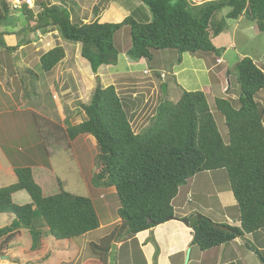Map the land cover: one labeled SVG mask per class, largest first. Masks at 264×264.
I'll list each match as a JSON object with an SVG mask.
<instances>
[{"label":"trees","instance_id":"trees-1","mask_svg":"<svg viewBox=\"0 0 264 264\" xmlns=\"http://www.w3.org/2000/svg\"><path fill=\"white\" fill-rule=\"evenodd\" d=\"M138 1L147 8L149 16L143 14L140 4L120 23L102 22L100 10L110 0H99L92 6L93 19L75 23L68 13L77 5L74 0H35L36 10L26 4L14 8L9 0H0V24L8 23L5 16L11 12H21L26 21L24 32L43 34L53 30L64 41L79 44L80 57L87 61L93 74L101 66L117 65L120 50L114 37L122 26L129 28L130 46L126 55L132 61H150L154 51L163 50L176 51L179 56L219 55L221 49L215 39L226 30L227 20L237 21L241 17L264 34V0ZM225 8L229 9L228 13L219 19L217 15ZM0 48L5 47L0 44ZM65 57V49L55 46L40 56V70L50 73ZM235 71L239 85L236 104L224 98L214 100L215 110L224 119L227 141L221 137L206 95L201 91H182L173 102L165 98V90L154 115L137 133L131 120L141 97L124 98L115 85L98 84L87 104H76L84 119L73 125L67 118L64 134L68 141L84 135L95 140L99 151L95 163L100 166V172L91 179V184L97 189L113 188L119 202L116 215L120 224L98 244H89L96 256L93 264H108L112 244L122 243V248L129 240L136 242L138 233L168 221L174 215L173 201L179 189L196 175L207 172H223L236 201L240 225L234 227L218 224L208 217H190L191 246L205 252L264 230V106L256 100L264 89V70L250 56H243L235 64ZM31 114L36 125L42 127L44 152L49 155L50 138L54 139L56 131L61 130ZM43 124L47 126L45 134ZM14 174L16 182L0 188V214L13 217L12 224L0 230V238L5 237L0 250L7 249L20 230L29 233L34 249L42 238L71 241L100 227L90 198L65 191L60 182L59 191L46 196L31 168H15ZM18 192H25L30 202L16 204L13 196ZM151 241L156 264L159 250L155 241ZM260 253L263 257L264 252Z\"/></svg>","mask_w":264,"mask_h":264},{"label":"rangeland","instance_id":"rangeland-1","mask_svg":"<svg viewBox=\"0 0 264 264\" xmlns=\"http://www.w3.org/2000/svg\"><path fill=\"white\" fill-rule=\"evenodd\" d=\"M42 1L49 2V0ZM74 1L77 3L76 7L73 11L68 10L73 22L77 23L81 19L84 21L93 19L90 2ZM110 1V5L115 9L120 7L127 13L128 6L126 4L122 6L124 0ZM128 1L133 3V8L141 4L138 0ZM9 3L14 4V0H9ZM141 5L143 14L149 16L147 8L143 4ZM108 7L107 4H103L99 19L102 22L120 23L123 17H117L116 11ZM36 9L37 7H34V10ZM103 11L106 12L102 13ZM228 11V8L223 9L217 17L224 19ZM13 15L14 13L11 12L9 16H5L6 21L8 23L13 21V24H0V34H5L0 35V44L5 47L0 48V188L16 182L15 168L29 167L44 195L56 194L59 191L58 182H60L65 191L90 198L103 226L72 241H57L50 236L42 238L40 245L36 244L34 249H31L33 239L29 233L20 230L12 239L10 246L0 250V264H93L92 261L96 260V256L91 252L90 243L87 242L93 241L91 243L98 244L102 238L109 235L120 224L116 215L119 202L113 188L97 189L91 184V179L100 172V166L95 163V156L99 153L95 140L84 135L74 141H68L64 134L67 118L73 125L84 119V114L76 104H87L98 84L102 87L115 85L118 92L124 94V98L134 100L137 96L141 97L136 113L131 120L132 128L137 133L147 125L148 120L154 115L159 99L164 97L163 90L162 93L160 92L163 81L156 75L165 73L167 74L164 80V85L167 87L165 98L168 101H175L183 90L203 92L218 131L223 140L227 141L224 119L215 110L214 100L216 98L232 100V96L238 98L239 85L235 64L241 57L250 56L257 66L264 70L261 61L264 55V34L257 32L255 25L246 20L242 19L240 22L227 20L226 30L214 41L216 46L221 49L219 55L184 53L179 56L176 51L163 50L154 51L150 61L129 59L132 61L130 63L127 61V57L120 52L116 66H105L100 69L123 75L114 81L105 73L103 79L99 77L97 79L96 74L89 72L78 61L79 44L64 41L53 30L43 34L24 32L23 29L26 27L24 17ZM16 18L18 19L15 20ZM26 41L30 43L17 47ZM114 42L120 51L129 48L130 37L127 26L120 28L114 37ZM55 46L65 49L66 58L50 73H44L40 70L39 58ZM10 48L16 49L12 51ZM217 57H221L224 64L219 66L215 72L208 74L207 66L215 65ZM87 66L91 71L89 64ZM29 70L37 75L38 80L29 74ZM146 70L150 73L145 76L144 71ZM162 70L164 72H161ZM218 70L221 71L220 76L215 74L219 72ZM126 72L130 74L127 75ZM172 73L177 74L174 77ZM34 80H37L35 85H33ZM217 80L219 83H215ZM208 86L209 88H207ZM224 87L230 88L229 94L224 93ZM262 96L264 97V91L257 94L256 100L263 103ZM232 101L235 104L237 102L236 99ZM31 112L39 115L43 120L57 125L61 130V132L55 130L57 133H55L54 139L50 138L51 145L47 148L49 155L44 152L45 146L40 133L42 127L36 125L31 118ZM40 123L42 124V121ZM46 128V124H43L44 134ZM204 174L206 173L198 176L199 180L204 183L202 184L203 191L199 192L200 188L193 187L190 182L188 186L179 189L181 191L178 192L176 198L179 203L187 197L186 193L188 192L203 193L202 196H199L202 197L198 199L199 201H202L207 194L214 197L212 189H215V185L212 181L207 183L209 175ZM213 175L220 178L217 181L213 177L218 183L219 190L226 188L224 191H229V184L223 172H216ZM13 200L20 205L30 202L25 192L16 193ZM206 203L209 206H215L211 199H207ZM198 216L216 220V215L214 216L212 213L201 212ZM12 222L11 215L0 214V230L8 227ZM4 238H0V242ZM117 246L121 248L122 243H118ZM128 247L129 243H126L116 252L117 262L123 261L126 257L123 264H131L128 260H131L132 253L125 251ZM194 250L198 252L197 248ZM77 254L79 257L75 258ZM186 259L188 260V256L184 263Z\"/></svg>","mask_w":264,"mask_h":264},{"label":"crops","instance_id":"crops-1","mask_svg":"<svg viewBox=\"0 0 264 264\" xmlns=\"http://www.w3.org/2000/svg\"><path fill=\"white\" fill-rule=\"evenodd\" d=\"M80 1L90 2L92 4L91 7L94 4H96V2H97V0H79V2ZM193 1L196 3H200V2L206 1V0H193ZM110 3H111V1L107 4V6H109L108 8L116 11L115 15L117 17L119 16V18L123 17L122 20L125 17H127L129 14H131L135 9V8H133V5H132L133 3L128 1V0H124L122 2V6H125V4L128 6L127 7L128 8L127 13L122 11L120 7L119 8L117 7L115 9L112 5H110ZM137 7L138 6H136V8ZM105 12L103 11L102 13H105ZM15 15L17 17H20L21 12H15L14 11L13 16H15ZM138 17H141V16H138ZM242 19L245 20L244 18L241 17L237 20V22L242 21ZM89 20H91V18ZM89 20L84 21L83 19H81V21H84V22H87ZM255 29H257L256 26H255ZM126 50H123L120 52L127 57ZM121 53H119V55ZM78 56H79L78 61L81 62L83 64V66H85L87 68V70L92 73V71H90L88 69L87 61L83 60L80 57V48L78 50ZM118 59H119V57H118ZM217 60H219V62H217ZM127 61L130 63L132 62V61H129L128 57H127ZM261 61H262V64L264 65V63H263L264 62V55H263ZM222 64H224V61L222 60V58L217 57L215 59V65L207 66L206 72L208 74L210 72H215L216 69L219 66H221ZM104 67L105 66H101L98 69V71L96 73V77L103 79V75L105 73V74H108L115 81L120 76H123L121 74H118L117 72L100 70V69H103ZM161 72H164V71L162 70ZM126 73H127V75L130 74L129 72H126ZM220 73H221V71L216 72L215 74L220 76ZM160 74H164V78L161 79ZM176 74L177 73H172V75L174 77ZM156 77L158 79H160L161 81H163V84H164V80L166 79L167 74L159 73V75H156ZM216 82L219 83L218 80L215 81V83ZM207 88H209V86ZM226 89H227V87H224V93L225 94H226ZM165 90L167 91V87H165ZM183 91H185V90H183ZM262 91H264V89ZM229 92H230V90H228L227 93L229 94ZM137 98H138V96H137ZM178 99H175V101H173V102H176ZM231 99L235 100L237 98L232 96ZM262 99H263V103H261V102L260 103L264 106V97L263 96H262ZM263 125H264V121H263ZM199 175H196L195 177L190 179L188 181V183L183 187L188 186V184L191 182V185L193 187L196 186V187L200 188L199 192L203 191V185L202 184H204V183H203V181L199 180V178H198ZM201 175H203V173ZM204 175H209V178L206 180L207 183H210L212 181V183L215 185V189L218 188L217 187L218 183H216L214 178L217 181L220 178L215 177L213 175V173H210V172H207ZM215 189H212L214 197H211L210 194H207L206 196H204L202 201L198 200V199L202 198L199 196H202V194H203V193L198 194L199 192L196 194L190 193V192L186 193L187 197L184 198V200L181 201V203H179V201H178V199H176L177 198L176 197L175 200L173 201V207H174L173 217L175 219L168 220L165 223H163V224H161V225H159V226H157L151 230L138 233L134 238L136 240V242H131L130 240L127 242V243H129V247L127 249H125V251H127V253H129L131 251V253H132L131 254V260L129 259L128 262L131 264H154L153 256L155 253V247L151 241V239H153L155 241L156 245L158 246V250H159L157 260H156V264H228V263L262 264L259 261L258 256L254 252H250L249 250H247L245 248V243L243 242L242 238H236L228 244L221 245L217 248H214V249H211V250H208L205 252H201L198 249H197L198 252H195L194 249L196 247L191 246L190 243L192 240V230L189 227V224L186 225V224L180 222L179 220H181V219H187L189 221V219H188L189 217L192 218L193 216H198V214H200L201 212H207V213H212V215H214V216L216 215V217H215L216 220L215 221H214V219H211V220H213L214 222H216L218 224H226V225L234 226V227H239V225H240L239 220H238L239 214H238V211L236 209V201H235L233 194L231 193L230 189H229V191H224V189H226V188H223L222 190H219V188H218L216 191H215ZM180 191L181 190H179V192ZM207 199H211L214 202L215 206H213V207L209 206L208 203H206ZM176 201H178V203L175 205ZM194 202H196V203H194ZM102 226L103 225H101V223H100V228ZM87 234H89V233H87ZM84 236H82V237H84ZM244 238L249 240L252 243L255 251H257L258 253L264 252V230L256 232L253 235H246ZM91 242H93V241H88L87 243L89 244ZM115 245H116V251L118 252L120 247L117 246L118 243H115ZM79 252H81V251H79ZM78 254H80V253H78ZM78 254L75 258L79 257ZM186 256H188V260L186 259V262L184 263ZM125 260H126V257L121 262H117V260H116V264H123V262H125Z\"/></svg>","mask_w":264,"mask_h":264},{"label":"water","instance_id":"water-1","mask_svg":"<svg viewBox=\"0 0 264 264\" xmlns=\"http://www.w3.org/2000/svg\"><path fill=\"white\" fill-rule=\"evenodd\" d=\"M96 78H97V77H96ZM97 79H98V78H97ZM162 90H163V93H165V86H164V85L162 86ZM198 217H199V216H198ZM171 219H175V218L172 216V217H170L168 220H171ZM179 221L182 222V223H184V224H186V225L189 224V222H188L187 219H181V220H179ZM224 229H225V228H224ZM225 230H226V229H225ZM242 240H243V242L245 243V248H246L247 250H249L250 252H254V253L258 256L260 262H261L262 264H264V257H262L257 251H255V249H254L252 243H251L249 240L245 239V238H242ZM115 252H116V245H115V244H112V245H111V249H110L109 262H108V264H114V256H115Z\"/></svg>","mask_w":264,"mask_h":264},{"label":"built area","instance_id":"built-area-1","mask_svg":"<svg viewBox=\"0 0 264 264\" xmlns=\"http://www.w3.org/2000/svg\"><path fill=\"white\" fill-rule=\"evenodd\" d=\"M22 4H26L31 9H34V7H35L33 0H22V1L21 0L20 1L19 0H15L14 4H13V7L14 8H20V6ZM217 62H219V60H217ZM148 73H149L148 71H144V74H148ZM161 78H164L163 74L161 75Z\"/></svg>","mask_w":264,"mask_h":264},{"label":"clouds","instance_id":"clouds-1","mask_svg":"<svg viewBox=\"0 0 264 264\" xmlns=\"http://www.w3.org/2000/svg\"><path fill=\"white\" fill-rule=\"evenodd\" d=\"M146 71H148V70H146ZM148 72H149V71H148ZM149 73H150V72H149ZM149 73H148V74H149ZM148 74H144V75H148ZM161 75H162V74H160V78H161ZM163 75H164V74H163ZM161 79H162V78H161Z\"/></svg>","mask_w":264,"mask_h":264}]
</instances>
